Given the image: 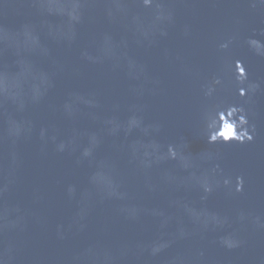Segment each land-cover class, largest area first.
Returning <instances> with one entry per match:
<instances>
[{
	"label": "water",
	"instance_id": "1",
	"mask_svg": "<svg viewBox=\"0 0 264 264\" xmlns=\"http://www.w3.org/2000/svg\"><path fill=\"white\" fill-rule=\"evenodd\" d=\"M0 264H264V0H0Z\"/></svg>",
	"mask_w": 264,
	"mask_h": 264
},
{
	"label": "clouds",
	"instance_id": "2",
	"mask_svg": "<svg viewBox=\"0 0 264 264\" xmlns=\"http://www.w3.org/2000/svg\"><path fill=\"white\" fill-rule=\"evenodd\" d=\"M151 2L152 0H144V4L146 6L150 5ZM253 41L255 40L250 41L251 45ZM222 47H226V45H223ZM240 92L241 95H244L243 88L240 89ZM12 95L14 96L15 94ZM238 112L242 113L243 109L236 107L233 111H230L228 109L226 114L224 112H219L216 117H213L211 115L206 116V127L208 131L207 140L209 143H228L231 141L244 142L245 140L251 141L253 139V137L244 128V126L247 124L245 115L241 114L238 118H235ZM225 129H227V132H225ZM62 147L63 145H61V148ZM168 152L173 159L176 158L177 152L172 146H169ZM87 154L88 153L85 152V155ZM181 159L184 158L181 157ZM224 183L227 185L229 181L225 180ZM242 186L243 179L238 177L236 191H242ZM204 190L205 192H210L212 190L207 182H205L204 184Z\"/></svg>",
	"mask_w": 264,
	"mask_h": 264
}]
</instances>
